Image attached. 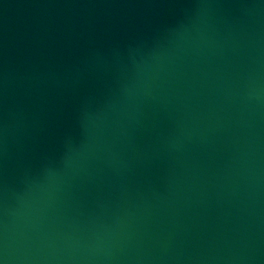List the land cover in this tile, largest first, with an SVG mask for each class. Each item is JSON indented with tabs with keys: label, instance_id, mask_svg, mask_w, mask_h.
<instances>
[{
	"label": "water",
	"instance_id": "95a60500",
	"mask_svg": "<svg viewBox=\"0 0 264 264\" xmlns=\"http://www.w3.org/2000/svg\"><path fill=\"white\" fill-rule=\"evenodd\" d=\"M0 264H264V0H0Z\"/></svg>",
	"mask_w": 264,
	"mask_h": 264
}]
</instances>
